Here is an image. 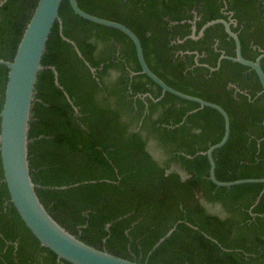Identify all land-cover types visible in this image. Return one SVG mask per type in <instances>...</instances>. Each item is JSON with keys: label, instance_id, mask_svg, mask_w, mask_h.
Returning <instances> with one entry per match:
<instances>
[{"label": "trees", "instance_id": "trees-1", "mask_svg": "<svg viewBox=\"0 0 264 264\" xmlns=\"http://www.w3.org/2000/svg\"><path fill=\"white\" fill-rule=\"evenodd\" d=\"M1 1L0 58L12 60L38 0ZM77 1L86 12L130 28L148 66L166 84L228 113L229 138L213 152L218 180L264 178V93L259 94L255 72L228 59L219 70L209 69L222 50L234 55L221 24L197 41L178 42L191 34L192 10L203 16L197 34L205 22L224 18V0ZM226 2L243 25L238 33L243 56L254 60L250 45L264 49L259 31L264 30V0ZM59 12L63 35L95 73L63 39L56 21L42 57L45 67L38 75L28 132L31 176L48 212L87 244L140 263L264 264V183L226 187L209 178L206 151L224 135L223 116L163 94L141 73L135 45L119 29L80 17L69 0L62 1ZM217 32L214 47L211 37ZM186 49L206 53L199 63L209 66L187 69L195 56L182 55ZM261 65L264 70V58ZM50 66L72 103L55 84ZM7 75L0 64V111ZM0 264H71L58 261L26 227L10 202L1 159Z\"/></svg>", "mask_w": 264, "mask_h": 264}, {"label": "water", "instance_id": "water-1", "mask_svg": "<svg viewBox=\"0 0 264 264\" xmlns=\"http://www.w3.org/2000/svg\"><path fill=\"white\" fill-rule=\"evenodd\" d=\"M63 0H38L33 13L23 31L18 43L15 55L12 60L0 58V64L8 68L7 81L5 85L4 101L0 111V159L3 170V179L9 193L10 202L15 207L20 218L26 227L31 231L41 246L51 250L57 256L58 261H66L71 264H148L140 263L122 256L115 255L107 250L96 248L87 244L75 234L71 233L62 226L48 212L41 202L36 188L39 185L32 180L28 144L30 142L28 132L31 120V107L34 101L35 88L39 72L45 67L42 64V57L45 53L47 42L57 21L59 23L60 34L64 40L70 42L76 50L78 56L84 60L91 72L93 68L81 54L75 42L65 37L62 33L63 25L60 17V6ZM4 0L1 1L3 3ZM72 10L80 17L97 24L116 28L125 33L134 43L137 58L141 67V73L146 74L150 79L157 83L162 92H170L180 98L197 102L200 108L208 106L216 109L224 118V135L222 139L211 145L206 155L209 160V178L218 186H232L247 182L264 183V178H247L234 181H220L215 176V160L213 152L222 147L230 135V117L228 113L218 104L204 100L200 97L189 95L176 90L166 84L148 66L139 37L126 25L121 22L102 18L83 10L77 0H69ZM223 24L226 32L235 42V56H227L224 53L220 56L217 69L222 59H230L247 66L255 71L260 84L261 92L264 93V70L261 60L264 58L262 52L255 60L245 58L241 52V43L236 32L230 23L222 18H217L207 22L200 30H204L215 24ZM195 29V28H194ZM54 73L55 84L64 92L67 99L72 103L69 95L58 80V72L54 66H50ZM77 111V107H75ZM67 186H61L66 188ZM174 228L169 230L153 247L167 237Z\"/></svg>", "mask_w": 264, "mask_h": 264}, {"label": "flooded vegetation", "instance_id": "flooded-vegetation-1", "mask_svg": "<svg viewBox=\"0 0 264 264\" xmlns=\"http://www.w3.org/2000/svg\"><path fill=\"white\" fill-rule=\"evenodd\" d=\"M224 6L222 7V9H221V14L223 15V17L224 18H222V17H220V18H222V19H225L226 21H228L229 23H230V27H231V29L234 31V32H236L237 33V35H238V33L240 32L241 33V31H242V23H240L239 22V20H237V18L234 16V11L233 10H229L228 9V4H227V2H226V0H224ZM192 12H193V20H189V22L191 23V26H190V29H191V34L190 35H187L184 39H178V42L181 44V43H184V41L187 39V38H192V39H194V40H199V39H201L204 35H205V31L209 28H206L205 30H204V32H203V34H200V30H201V28L207 23V22H209V21H207V22H205L204 24H203V26L199 29V31H198V33L196 34V31H197V23L199 22V21H201V19H203V16H202V14H198V12L196 11V10H192ZM259 18V17H258ZM213 20V19H212ZM262 20V19H261ZM184 22V21H183ZM218 24H220V23H218ZM216 25V24H215ZM222 26H223V28H222V31H223V34H227V36H225V35H223L224 36V38L226 39V41L227 42H229L230 43V40H232L233 41V44H234V48H233V50H234V55H227V56H235V42H234V40H233V38L232 37H230L229 36V34L226 32V30H225V27H224V25L223 24H221ZM212 26H214V25H212ZM211 27V26H210ZM195 28V29H194ZM261 28L262 29H264V24L261 26ZM259 31H263L264 32V30H261L260 28H259ZM219 36H220V34H219V32H217V33H215V34H213V36L211 37V41H213L214 42V44H213V46L214 47H217L218 45H219ZM239 37V36H238ZM239 40H240V38H239ZM173 43V42H172ZM240 43H241V41H240ZM198 46H199V48L200 49H203L202 47H203V43H201V44H198ZM251 47H252V50H253V52H256L257 53V56H256V58L262 53V52H264V49L263 48H261V46H259V44H252V45H250ZM188 48V47H187ZM241 52H242V45H241ZM222 53H224L225 54V52H224V50H222ZM222 53H221V55H222ZM184 54H194V62H195V64H193V65H188V64H186L185 65V67L187 68V69H191V68H193L194 66H196V65H200V66H204V67H207V66H209L207 63H199V58L200 57H206L207 56V54L206 53H204V52H202L201 54H199L196 50H185L183 53H182V55H184ZM220 55V56H221ZM226 55V54H225ZM242 55H243V53H242ZM220 56H219V58H220ZM219 58H218V60H219ZM246 58V57H245ZM255 58V59H256ZM254 59V60H255ZM218 60H217V62H218ZM223 60V59H222ZM221 60V61H222ZM228 60H230V59H228ZM251 60V59H250ZM221 61H220V65H221ZM231 61H233V60H231ZM262 61V60H261ZM233 62H235V61H233ZM238 63V62H237ZM262 66V65H261ZM215 67H217V65L215 66ZM214 67V68H215ZM211 68H213V67H211V66H209V69L211 70V71H216V70H219V68H220V66L217 68V69H215V70H212ZM186 69V70H187ZM251 69V68H250ZM254 71V70H253ZM255 72V71H254ZM95 73V72H94ZM132 75L133 74H135V72H132L131 73ZM256 74V73H255ZM257 76V75H256ZM115 77H116V74L115 73H112L111 74V76H110V79L111 80H114L115 79ZM258 78V77H257ZM259 80V79H258ZM98 81H99V78H98ZM260 82V81H259ZM229 86L231 87H234L235 88V90L236 91H241L242 93H245L246 94V92H247V90H241L236 84H233V83H229ZM164 94V93H163ZM259 94H261L260 92H259ZM148 94H144V96H147ZM157 99H160V97H158ZM135 130H137V128L135 129Z\"/></svg>", "mask_w": 264, "mask_h": 264}, {"label": "rangeland", "instance_id": "rangeland-1", "mask_svg": "<svg viewBox=\"0 0 264 264\" xmlns=\"http://www.w3.org/2000/svg\"><path fill=\"white\" fill-rule=\"evenodd\" d=\"M155 151V150H154ZM156 152H159V150L158 151H156ZM156 155H158V157L161 155L160 153H156ZM208 208H209V210H214V211H217V209H218V207H215V206H212V205H209L208 204Z\"/></svg>", "mask_w": 264, "mask_h": 264}, {"label": "crops", "instance_id": "crops-1", "mask_svg": "<svg viewBox=\"0 0 264 264\" xmlns=\"http://www.w3.org/2000/svg\"><path fill=\"white\" fill-rule=\"evenodd\" d=\"M241 92V91H240Z\"/></svg>", "mask_w": 264, "mask_h": 264}]
</instances>
